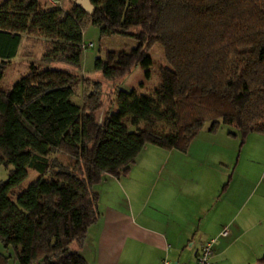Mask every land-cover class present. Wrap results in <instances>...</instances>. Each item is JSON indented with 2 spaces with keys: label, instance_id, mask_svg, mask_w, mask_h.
<instances>
[{
  "label": "trees",
  "instance_id": "obj_1",
  "mask_svg": "<svg viewBox=\"0 0 264 264\" xmlns=\"http://www.w3.org/2000/svg\"><path fill=\"white\" fill-rule=\"evenodd\" d=\"M68 1L43 9L0 0V81L24 35L44 40L43 62L78 68L86 24L135 40L95 59L105 81L150 66L153 44L167 66L150 95L115 86L113 115L100 81L68 71L30 63L0 88V164L11 166L0 182V243L18 264H89L70 245L100 215L94 187L126 174L146 145L185 151L205 122L209 131L226 123L242 136L264 134V0H89L90 14ZM28 170L38 177L19 190ZM8 257L0 252V264Z\"/></svg>",
  "mask_w": 264,
  "mask_h": 264
},
{
  "label": "crops",
  "instance_id": "obj_2",
  "mask_svg": "<svg viewBox=\"0 0 264 264\" xmlns=\"http://www.w3.org/2000/svg\"><path fill=\"white\" fill-rule=\"evenodd\" d=\"M197 138L183 153L194 163L154 165L163 151L146 145L126 174L105 176L94 187L100 215L71 249L89 264L192 263L215 238L211 264H259L264 217L257 199H246V172L217 152H198Z\"/></svg>",
  "mask_w": 264,
  "mask_h": 264
},
{
  "label": "rangeland",
  "instance_id": "obj_3",
  "mask_svg": "<svg viewBox=\"0 0 264 264\" xmlns=\"http://www.w3.org/2000/svg\"><path fill=\"white\" fill-rule=\"evenodd\" d=\"M43 9L52 7L69 6L68 0H38ZM82 43L90 47L81 50L80 62L78 68L64 62L45 63L41 60L45 42L41 38L35 36L24 35L21 39L17 55L4 68L3 76L0 81V88L10 89L17 79L28 72L29 64L33 63L38 67H50L63 71L71 72L79 77L96 80L102 83L101 99L104 101V109H110V114H117L119 110L116 103L112 104L113 89L116 86L119 89L135 90L141 95L152 94L159 86V69L166 67L164 52L158 44H153L148 52L147 57L151 60L150 66L141 67L138 65L132 73L115 82H107L102 78L100 72L94 70V61L99 58L102 61L107 60V55L112 52H128L134 45L135 40L131 36L126 35H110L101 37L97 27L86 24L82 31ZM81 92L72 97L75 103H81ZM123 123L127 122V117L122 119ZM209 123L205 122L195 137L199 142L197 151H207L211 153H219L223 159L230 164L232 168L237 167L242 172H246L248 195L246 199H257V203L262 207L258 212V216L264 217V134L250 132L242 136L236 129L226 123H220L214 130H208ZM233 133V134H232ZM150 149H162L160 154L152 162V164L161 165H184L190 161L192 155H184V151L174 149L172 154L168 150L159 148L154 145L149 146ZM157 147V148H151ZM186 151V150H185ZM192 151V150H191ZM194 151V150H193ZM138 160V159H137ZM135 159L134 163L137 161ZM132 164V165H133ZM11 166L0 164V182L5 180ZM38 177V173L34 170H28L27 177L20 184V189L25 188L29 183ZM0 252L9 255L8 264H18L14 258L12 248H5L0 243Z\"/></svg>",
  "mask_w": 264,
  "mask_h": 264
},
{
  "label": "built area",
  "instance_id": "obj_4",
  "mask_svg": "<svg viewBox=\"0 0 264 264\" xmlns=\"http://www.w3.org/2000/svg\"><path fill=\"white\" fill-rule=\"evenodd\" d=\"M91 43H89L88 45H84L83 49H85L86 47H90ZM221 236H226L228 234V229L225 227L221 230V232L219 233ZM215 238H211L208 241H206L205 243H203L195 257H194V261L192 263H187V262H170L168 260H161L160 264H211V259L213 257V250H212V246L214 244Z\"/></svg>",
  "mask_w": 264,
  "mask_h": 264
},
{
  "label": "water",
  "instance_id": "obj_5",
  "mask_svg": "<svg viewBox=\"0 0 264 264\" xmlns=\"http://www.w3.org/2000/svg\"><path fill=\"white\" fill-rule=\"evenodd\" d=\"M75 5H78L81 9H83L87 14H90L93 10V6L89 0H72Z\"/></svg>",
  "mask_w": 264,
  "mask_h": 264
}]
</instances>
